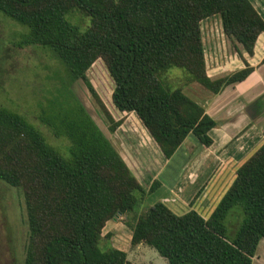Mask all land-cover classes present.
Wrapping results in <instances>:
<instances>
[{
    "label": "trees",
    "instance_id": "obj_1",
    "mask_svg": "<svg viewBox=\"0 0 264 264\" xmlns=\"http://www.w3.org/2000/svg\"><path fill=\"white\" fill-rule=\"evenodd\" d=\"M0 12L28 29L23 47L48 50L66 68V97L39 121L68 141L65 154L49 145L22 114L0 106V181L21 192L28 226L23 264H133L126 252L99 246L106 223L130 216V246L143 244L167 264H251L264 239V143L236 171L208 219L194 210L176 215L156 202L136 212L145 190L83 106L71 85L82 80L110 132L114 121L87 75L100 60L114 88L113 106L134 113L166 159L192 134L209 147L215 122L183 93L197 83L211 94L243 81L252 68L210 79L201 22L218 15L223 34L249 56L264 21L249 0H0ZM86 19L84 27L70 17ZM264 63V59L262 60ZM184 70L187 82L171 88L165 75ZM88 71V72H87ZM87 111H86V109ZM90 113V112H89ZM93 117V116H92ZM264 138V131H263ZM230 217V218H229ZM238 223L228 236L227 219ZM235 220V221H234ZM235 223V224H236Z\"/></svg>",
    "mask_w": 264,
    "mask_h": 264
},
{
    "label": "crops",
    "instance_id": "obj_2",
    "mask_svg": "<svg viewBox=\"0 0 264 264\" xmlns=\"http://www.w3.org/2000/svg\"><path fill=\"white\" fill-rule=\"evenodd\" d=\"M249 1L264 21V0ZM219 27L220 33L211 31L206 43L202 37L207 76L217 79L243 69L241 57L253 70L243 81L215 95L196 83L191 85L197 87L196 94L190 96L183 90L215 122L208 132L212 139L209 147L189 134L172 157L166 159L136 115L119 112L114 106L119 117L107 110L114 121L121 120L120 125L110 132L104 122L107 135L99 128L145 190L153 181L159 182V187L146 196V203L151 206L161 202L176 215L192 209L208 219L233 183L237 169L264 143V33L257 37L249 56L223 34L221 24ZM128 116L136 121L128 124ZM122 229L126 241L121 239ZM104 234L111 235L112 247L126 252L133 264H167L143 244L131 247V231L120 228L115 219L106 223ZM251 264H264V239L258 242Z\"/></svg>",
    "mask_w": 264,
    "mask_h": 264
},
{
    "label": "rangeland",
    "instance_id": "obj_3",
    "mask_svg": "<svg viewBox=\"0 0 264 264\" xmlns=\"http://www.w3.org/2000/svg\"><path fill=\"white\" fill-rule=\"evenodd\" d=\"M70 20L81 27L87 23V20L82 19L79 15L70 17ZM220 24L218 15L201 22V34L205 43L211 31L220 33ZM27 32L26 27L0 12V106L25 116L38 129L49 145L65 154L69 146L68 141L64 138L53 137L49 129L39 121V116L42 108L50 110L47 112L50 115L57 112L54 104H50V99L56 97L55 104H58L66 97L67 89L65 86L69 81L68 73L63 64L54 59L48 50L33 46H21L19 44L21 36ZM88 71L90 73L87 77L100 99L110 113L116 114L111 101L114 85L103 63L97 60L93 64V68L90 67ZM188 77L189 75L184 70L171 68L165 75V82L168 83L169 87L175 88L185 84ZM191 85L192 83H189L183 88V90L186 89L185 93L190 96L197 93V87L192 88ZM70 90H73L81 104L83 102L79 98V91H84L87 94L89 102L85 101L83 105L88 108L90 116H93V121L107 135L103 124L105 120L84 82L77 80L71 85ZM116 117L119 115L116 114ZM126 118L128 124L136 121L135 117L128 116ZM148 206L144 201L136 207L135 211H140L138 213L140 215L143 208ZM229 218L226 221L227 231L228 236L232 237L238 223L235 220L236 224L231 222ZM115 220H117L120 228L130 230L125 224L131 220L130 216H118ZM122 233L121 239L126 241L127 238L123 229ZM27 239L28 226L21 192L0 181V264H23ZM99 246L102 250L114 248L110 238L105 237ZM145 257L150 258L148 254Z\"/></svg>",
    "mask_w": 264,
    "mask_h": 264
},
{
    "label": "water",
    "instance_id": "obj_4",
    "mask_svg": "<svg viewBox=\"0 0 264 264\" xmlns=\"http://www.w3.org/2000/svg\"><path fill=\"white\" fill-rule=\"evenodd\" d=\"M84 106V105H83ZM85 107V106H84ZM86 109V108H85ZM86 111H87V109H86ZM88 112V111H87ZM88 114L90 115V113L88 112ZM92 118V117H91Z\"/></svg>",
    "mask_w": 264,
    "mask_h": 264
}]
</instances>
